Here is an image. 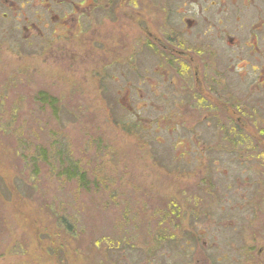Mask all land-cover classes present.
Here are the masks:
<instances>
[{
	"label": "rangeland",
	"instance_id": "374dc122",
	"mask_svg": "<svg viewBox=\"0 0 264 264\" xmlns=\"http://www.w3.org/2000/svg\"><path fill=\"white\" fill-rule=\"evenodd\" d=\"M20 22L0 17V264H264V183L250 162L207 151L221 132L187 103L169 101L162 120L166 85L104 93L94 64L31 51ZM41 90L59 98L57 116L34 101ZM23 144L54 147L100 185L83 191L54 158L35 169Z\"/></svg>",
	"mask_w": 264,
	"mask_h": 264
},
{
	"label": "flooded vegetation",
	"instance_id": "af4514ba",
	"mask_svg": "<svg viewBox=\"0 0 264 264\" xmlns=\"http://www.w3.org/2000/svg\"><path fill=\"white\" fill-rule=\"evenodd\" d=\"M0 17L20 20L23 44L44 48L52 62L94 64L104 93L166 85L162 120L177 103L194 107L202 127L235 148L211 137L213 144L202 141L207 151L226 152L220 162L251 163L264 183V0H0Z\"/></svg>",
	"mask_w": 264,
	"mask_h": 264
},
{
	"label": "trees",
	"instance_id": "16d2710c",
	"mask_svg": "<svg viewBox=\"0 0 264 264\" xmlns=\"http://www.w3.org/2000/svg\"><path fill=\"white\" fill-rule=\"evenodd\" d=\"M34 101L42 105L43 107H49L53 115L57 116L59 114V111L61 110L58 106L59 104V98L56 96H51L48 92L41 90L38 93L35 94ZM28 127V126H27ZM32 130H29L31 134L34 135V138L37 139L34 126L29 127ZM29 133V134H30ZM64 140V139H63ZM56 142L54 144L56 145ZM24 145V144H23ZM54 146V145H53ZM23 151V158H28L31 162V166L37 169V166L39 167L40 164L44 165L52 162V159L54 158L55 163L57 164V174L58 176L64 178L65 180H72L79 184L80 189H83V191L88 192L91 188L94 189L93 186L100 185V180L98 182L92 181V179H89L88 172L83 170L81 166L79 165L78 161L73 160H67V154L61 153L59 150H55L53 147L52 151H55L52 156L50 150H47L46 145H24ZM52 149V148H51ZM21 151V152H22ZM28 152L30 154H28ZM28 154V156L25 155ZM30 155V156H29ZM28 160V161H29ZM53 161V162H54ZM52 164V163H51ZM63 179V180H64ZM64 180V181H65Z\"/></svg>",
	"mask_w": 264,
	"mask_h": 264
},
{
	"label": "bare ground",
	"instance_id": "6f19581e",
	"mask_svg": "<svg viewBox=\"0 0 264 264\" xmlns=\"http://www.w3.org/2000/svg\"><path fill=\"white\" fill-rule=\"evenodd\" d=\"M175 160L177 161L178 159H175ZM92 181H94V183L96 182V180H92ZM214 186H215V184L213 182H211L210 185H209V187H214ZM223 186H224V188H223ZM216 190H218L219 192L223 193V191H226L225 185H223V183H222V185L219 184L218 187L216 186Z\"/></svg>",
	"mask_w": 264,
	"mask_h": 264
}]
</instances>
